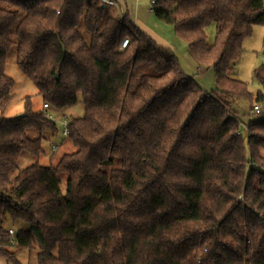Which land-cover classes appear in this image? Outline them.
Returning <instances> with one entry per match:
<instances>
[{"label":"trees","instance_id":"obj_1","mask_svg":"<svg viewBox=\"0 0 264 264\" xmlns=\"http://www.w3.org/2000/svg\"><path fill=\"white\" fill-rule=\"evenodd\" d=\"M130 3L0 0V257L21 264L36 248L38 264H264V45L260 89L233 75L264 26V0H154L156 18L213 69L211 90L136 24ZM13 46L49 112L84 105L48 164L38 158L56 120L30 96L4 116ZM23 154L37 160L19 168Z\"/></svg>","mask_w":264,"mask_h":264},{"label":"rangeland","instance_id":"obj_2","mask_svg":"<svg viewBox=\"0 0 264 264\" xmlns=\"http://www.w3.org/2000/svg\"><path fill=\"white\" fill-rule=\"evenodd\" d=\"M153 0H132L130 3V8L134 13L136 24L148 33L155 41L160 45L167 46L171 48L177 58L182 69L189 75L193 76L194 79L201 84L205 89L211 90L216 87L215 73L212 68L206 66H199L198 63L189 54L187 49V42L178 37L174 31L172 25L160 21L156 18L152 10ZM116 11L118 9L114 7ZM208 42L212 43L215 36V24L211 23L207 27ZM263 45H264V26L255 25L252 29V33L243 41V51L239 57L234 76L247 82L249 89L256 92L261 88L260 84L254 76L255 68L262 62L263 59ZM6 73L13 78L15 85L13 89V98L8 105L4 116L14 117L19 115L24 111L25 99L26 97L32 98L33 108L35 110H43V97L39 94L35 84L23 74L16 63L15 57V47H11L7 56L6 63ZM236 109L241 112L244 121H248L249 117L254 115H248L247 105L238 100L235 104ZM262 110V107H261ZM52 111V110H51ZM55 120L57 122L58 133L51 134L46 132V137L48 140L44 141L43 147L45 149V154L38 158L39 162L42 164H48L50 159L57 158L60 153L69 148V145L63 144L64 138L61 134L62 122L65 118L79 117L84 114V105L81 97L78 101L69 107L63 108L62 110L53 111ZM247 114V115H246ZM35 137L37 134L32 132L30 134ZM60 151L56 152L55 157L52 156L55 148L60 146ZM37 158H33L30 155L23 154L19 160V168L28 166L29 164L35 162ZM65 183L63 182V188ZM12 228H14L12 226ZM38 250H23L18 253V260L21 264H38ZM0 264H12L7 262L4 258L0 257Z\"/></svg>","mask_w":264,"mask_h":264},{"label":"built area","instance_id":"obj_3","mask_svg":"<svg viewBox=\"0 0 264 264\" xmlns=\"http://www.w3.org/2000/svg\"><path fill=\"white\" fill-rule=\"evenodd\" d=\"M101 1L103 3H106V4L110 5V6H114L117 9H120V5H119V3L116 0H101ZM153 3H154V0L152 1V4ZM127 43H128V39H124L120 48L126 47ZM43 109L45 110L46 116L48 118H51V119L55 120L54 114L48 111L49 105L47 103L43 104ZM254 112L257 113V114L260 113L261 112V106L256 105L254 107ZM62 133H63V135H67V133H68V122H67L66 119L62 122ZM8 232L11 234V236H13L15 234V230L12 227H10L8 229ZM10 241L14 242L15 241L14 237H11Z\"/></svg>","mask_w":264,"mask_h":264},{"label":"crops","instance_id":"obj_4","mask_svg":"<svg viewBox=\"0 0 264 264\" xmlns=\"http://www.w3.org/2000/svg\"><path fill=\"white\" fill-rule=\"evenodd\" d=\"M117 2H119V3H121V2H123V1H125V0H116ZM129 1H132V0H129ZM134 14V13H133ZM135 18V17H134ZM136 22V21H135ZM154 39V38H153ZM157 42V41H156ZM158 43V42H157ZM162 46H164V45H162ZM164 47H167V46H164ZM169 48V47H168ZM171 49V48H170Z\"/></svg>","mask_w":264,"mask_h":264}]
</instances>
